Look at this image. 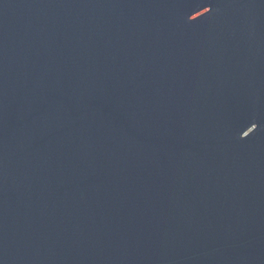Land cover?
I'll list each match as a JSON object with an SVG mask.
<instances>
[{"label":"water","instance_id":"95a60500","mask_svg":"<svg viewBox=\"0 0 264 264\" xmlns=\"http://www.w3.org/2000/svg\"><path fill=\"white\" fill-rule=\"evenodd\" d=\"M0 264H264V0H0Z\"/></svg>","mask_w":264,"mask_h":264}]
</instances>
